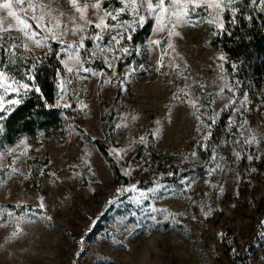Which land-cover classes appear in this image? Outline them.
I'll return each instance as SVG.
<instances>
[{"label":"rangeland","instance_id":"1","mask_svg":"<svg viewBox=\"0 0 264 264\" xmlns=\"http://www.w3.org/2000/svg\"><path fill=\"white\" fill-rule=\"evenodd\" d=\"M112 1L119 2L100 0L99 15L105 10L115 15L116 8L124 7L106 4ZM96 2L78 0L81 8ZM33 3L47 6L44 14L49 27L56 24L54 18H59L61 29L65 24L71 29V16L83 23L69 0ZM237 7L242 9V4ZM217 11L207 3L196 9L193 19L200 22L177 29L180 35L171 38L175 51L169 49L158 73L155 69L161 49L169 42L167 30L154 31L155 21L149 20L151 27L143 42L133 44L125 33L120 46L112 42L117 50L101 53L91 39L101 31L95 28L97 10L89 7L86 15L93 24L85 25L84 31L76 35L69 31L61 39L77 46L81 35L86 37L84 44L91 41L90 48L81 50V59L84 67L97 75L67 72L60 61L68 60V56L61 54L57 58L61 49L58 40L49 37L45 46L38 47L20 31L23 25L0 11V17H4L0 49L6 59L2 81L4 87L12 85L6 93L0 87L2 103L7 106L3 112L8 113L14 105L9 101L18 100L25 91H13L17 86L13 81L33 85L34 80L27 77L33 76L34 64L43 63L57 71L56 104L66 111L65 135L61 138L39 131L10 144L0 141V207L17 216L37 210V215L50 217L33 218L34 222L22 225V235L9 239L15 225L8 222L10 218L5 213L0 218L6 225L0 226V264H264V158L247 159L248 154H257V148L264 154V143L249 146L244 142L251 136L249 129L264 133V79L260 86H251L243 94L238 88L235 97L227 89L222 96L216 95L224 84L238 82L232 77L238 61L229 59L220 46L213 45L215 37L221 35L217 29L220 17L217 23L208 21ZM28 15H32L31 10ZM120 19L131 20L132 15L126 11ZM222 19L230 21L231 11L224 12ZM107 23L115 22L109 16ZM230 25L226 23L225 27ZM36 30L40 33L37 38L48 35ZM119 31L105 30L100 47L108 48L111 37ZM150 40L161 44L149 46ZM118 47L129 48L130 54H122ZM117 56L120 59H114ZM221 56L225 60L219 59ZM105 57L112 68L106 66ZM173 58L184 76L190 77L187 83L192 85V91L202 97L200 103L205 107L200 113L208 124L213 110L219 111L229 99L236 100L234 107L240 109L244 94H248L246 111L233 115L230 108L220 113L212 130L223 121L221 136L211 147L208 140L207 149L203 147L207 129L197 131L199 121L194 109L173 100L176 86L185 84L169 67ZM68 66L74 65L69 61ZM130 69H135V74L125 80ZM62 81L63 93L59 86ZM201 84L204 89L199 87ZM65 103L70 107L65 108ZM81 103L87 107L81 108ZM133 116L137 119L133 120ZM108 117L110 128L104 131L103 122ZM230 117L237 121L231 127ZM245 120L248 124L240 128ZM157 128L159 134L152 135ZM141 137H145L143 143ZM95 139L106 143L126 183L114 174L111 161L97 150ZM8 149L15 151L8 153ZM117 151L120 156L115 154ZM193 151L197 153L195 157L191 156ZM214 151L224 159L212 161ZM236 152L243 153V158L237 160ZM217 162L223 165L222 170L209 176ZM13 168L18 171L12 173ZM133 185L135 191H123ZM141 192L146 198H140ZM41 197L45 204L42 211ZM26 205L32 209L21 207ZM209 209L211 214L205 216Z\"/></svg>","mask_w":264,"mask_h":264},{"label":"snow or ice","instance_id":"2","mask_svg":"<svg viewBox=\"0 0 264 264\" xmlns=\"http://www.w3.org/2000/svg\"><path fill=\"white\" fill-rule=\"evenodd\" d=\"M69 3L71 6L75 9V12L79 13V20L83 23H77V17L71 16L69 17V20L72 23L71 29H69V26L67 24L63 25V28L61 29L59 18H54L57 20L56 24L49 27L48 23L46 22V16L44 14V9L47 7L44 4H34L33 0H0V11L6 12L7 17L12 18L15 20L18 24L23 25L22 28H20V31L24 33V35L28 38L34 41V43L38 46H45L48 42L49 37L52 39L58 40L61 43V49L60 52L57 53V58L59 59L61 54H65L68 56V60H61V64L65 65L67 72L71 73L73 71L80 72L83 71L85 73L92 72L93 75H97L94 70L84 67V61L81 59V50L85 48L84 40L86 39L85 36L81 35L79 37V45L77 46L75 43H67L63 39H61L62 36H66L69 34V31L72 35H76L78 32L84 31L85 25H92L93 21L87 18L86 10L91 7L97 10V21L95 22V28L100 29V32H97L95 36H92L91 39H93L96 42V49L101 52H107V51H115L117 50L112 46V42L115 41L116 46L121 45V41L125 39V33H127L126 39L128 41L132 40V34L137 31L138 27H143L149 20L155 21V28L154 31L156 32H163L167 30L169 42L166 47L161 49V57L157 61V67L155 69L156 72H161V69L164 67V56L168 54L169 49H172V51H175V46L172 43L171 38L173 36H179L180 33L177 31L179 27H182L187 24H195L199 23V20L193 19L197 13L196 9L199 8L202 4L207 3L209 8H213L218 10L217 14L212 17L211 20H209V23H217V17H220V22L217 23V29L219 34H228L231 35L230 32L227 31V28L225 27L226 23H230L233 26H235L238 22L237 13L241 11L237 5H240L243 3V0H119V3L124 5V7L116 8L115 9V15L112 14V12L105 10L103 15H99V10L101 9V2L100 0H97L95 4H84L83 8L78 4V0H69ZM27 5V6H25ZM252 5H255L260 12H264V0H252ZM37 7L40 8V14L37 15ZM31 10L32 15L29 16L28 12ZM51 11V9H49ZM130 12L132 15L131 20H121L120 16L121 14L125 12ZM226 11H231V20L230 21H224L222 19L223 13ZM63 15V13H61ZM111 17V20L115 23L109 24L107 23V18ZM243 19L252 21L254 17L250 14L247 16H243ZM4 17H0V24L3 23ZM32 22H35V28L32 27ZM12 28V25H9V29ZM36 29H39L40 32H46L48 35H45L41 38H37L40 33L37 32ZM113 29H119L121 31L118 32L117 35H113L111 37V40L108 42L109 47L108 48H101L99 45V42L103 40L104 38V31H112ZM119 37V38H118ZM161 44V41L159 40H150L149 46L155 45L159 47ZM15 47V45H13ZM27 48V45H25ZM51 50V49H49ZM118 50L122 54H130V49L127 47H118ZM93 55H95V52H93ZM114 59H120V57H114ZM221 60H225L224 56L219 57ZM69 61L72 62L74 66H68ZM106 66L109 68H112L113 65L107 60V57H105ZM36 65H33V68H35ZM143 68V66H140ZM169 67H171L175 72L178 78H183L185 80V84L183 87L176 86V91L173 93V100L179 101L180 103H187L191 108L194 109V115L196 116L197 121H199V124L197 126V131L200 132L202 128L207 129V131L203 134V140L205 141L203 147L207 149V141L212 136V127L216 124L217 120L220 118V113L224 111H228L230 108L233 111V115H237L241 113V110L246 111L247 105L249 103L248 100V94H244V101L241 103V108L236 109L234 107L235 103L237 102L234 99H229L228 103L224 104V106L219 110H213L212 114L208 117V119L211 121V124H208L205 122V119L203 117V114L200 113V109L205 107L203 104L200 103L202 97L196 95L192 91V85L187 83V81L190 79L188 76H184L183 70L181 69L180 65L176 63L175 58H173L170 61ZM236 69V65H233V70ZM31 71V70H30ZM60 74L58 70V75ZM102 75V73H100ZM115 74V73H114ZM135 74V69H130V72L126 74L125 80L128 79L130 76ZM161 74H167V73H161ZM4 76L3 72H0V87H4L2 78ZM85 79L87 77H84ZM28 80H34V77L32 75H29L27 77ZM63 81L59 85L61 87V91L63 93ZM105 83H110V81H105ZM193 83H196V81H193ZM13 84H16L17 86L13 88L12 90L19 93L20 89L25 90V94H27L28 91L35 90L37 92L40 91L39 88L33 85H29L28 83H20L18 81H13ZM201 89L205 88V85L201 84L199 85ZM8 88H12V85H8L7 87H4L5 93L8 91ZM239 88V82H236L234 85L229 86L228 84H224L222 87H220L219 92L216 93L217 96H222L225 89H227L229 92L232 93L233 97H235L237 91ZM183 97H187V101L183 99ZM60 99H63V95L60 96ZM4 100V94L0 93V111H5L7 109V106L2 103ZM20 103L19 100H12L9 101V105L18 104ZM212 103H215V100L212 101ZM65 108L70 107L69 104L65 103L63 105ZM87 107L86 105H83L81 103V108ZM169 113H171V107L169 108ZM4 117L0 116V120H2ZM170 118V116H169ZM133 120H136L137 117L133 116ZM159 124V121L157 122ZM229 126H234L237 124V121L229 118L228 121ZM248 124V121L245 120L240 125V128H244ZM126 125H118V127H124ZM251 132L250 138L245 139V144L249 146L259 145L261 143H264V133H261L260 131L256 129H249ZM159 134V128L156 129L152 135H158ZM145 137H141L140 141L143 143ZM24 141H21V144H23ZM15 149H8V153L14 152ZM117 156H120L121 153L117 151L115 153ZM23 155V153H21ZM197 153L193 151L191 153L192 157H195ZM243 153L236 152L235 157L237 160H240L243 158ZM264 158V154H261L259 152V148H257V154H248L247 159L249 161L257 160ZM212 161H222L224 157L217 155V153L214 151L211 157ZM15 163V161H13ZM87 163V161H85ZM223 165L219 162L216 163V168H212L209 170L208 175H213L214 172L217 170H222ZM18 171L17 169L13 168L12 173H15ZM9 173V174H12ZM52 175H55L54 173ZM169 175H174L173 173H169ZM0 183H3L2 180H0ZM184 183V181H182ZM160 187V186H158ZM188 187H191V182L188 183ZM136 186L133 185L131 188L123 189V191H135ZM188 189H185L187 191ZM118 192L121 191V189L117 190ZM220 191H223V188H220ZM140 198H146L145 193L141 192L139 193ZM16 207H19L17 205ZM45 208V204L43 202V197L40 198L39 203V210H43ZM5 213L10 218L9 223H14L15 229L11 233V236L9 239H16L20 235L23 234L22 225L26 222H34L33 218L36 220H44V219H50V217H46L43 215H37V210H33L31 215L28 213H24L22 215H15L13 211L4 209L0 207V218H2ZM211 210L205 212V216L210 215ZM261 223H264L262 221ZM0 226H6L5 223L0 220ZM222 235V234H221Z\"/></svg>","mask_w":264,"mask_h":264},{"label":"trees","instance_id":"3","mask_svg":"<svg viewBox=\"0 0 264 264\" xmlns=\"http://www.w3.org/2000/svg\"><path fill=\"white\" fill-rule=\"evenodd\" d=\"M106 4H113L116 8L120 3L112 1ZM250 14L254 17L252 21L242 18ZM237 18V24L227 28L231 35L225 33L215 37L213 45L220 46L229 59L238 61L237 72L233 73L232 77L237 78L240 84L239 92L243 94L244 90L251 86H260L264 79V12H260L255 5H252V0H243L240 16ZM150 27L151 22L140 27L133 35L132 43L143 42ZM90 46L91 41H86L85 48L88 49ZM85 48L82 52H85ZM4 55L0 49V72L6 63ZM32 72L34 84L40 91L31 90L27 94L24 91L22 96L17 98L20 103L14 104L8 113L0 111V116L4 117L0 120V141L3 143L10 144L22 136L30 137L39 131H47L56 138L65 135L63 113L66 111L56 104L57 71L43 63L33 68ZM110 120L109 117L104 120V131L109 130ZM222 122L220 121L218 128L212 130L210 147L215 145L221 136ZM94 144L97 150L111 161L114 174L126 183L127 180L122 176L118 165L114 163L106 143L95 139ZM21 207L32 209L29 205Z\"/></svg>","mask_w":264,"mask_h":264}]
</instances>
